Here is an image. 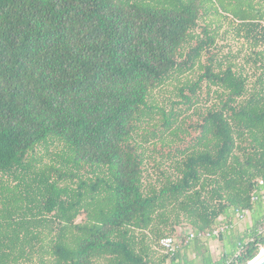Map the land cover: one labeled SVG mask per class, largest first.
Returning a JSON list of instances; mask_svg holds the SVG:
<instances>
[{"label":"trees","instance_id":"obj_1","mask_svg":"<svg viewBox=\"0 0 264 264\" xmlns=\"http://www.w3.org/2000/svg\"><path fill=\"white\" fill-rule=\"evenodd\" d=\"M261 226L264 0H0V264H248Z\"/></svg>","mask_w":264,"mask_h":264},{"label":"built area","instance_id":"obj_2","mask_svg":"<svg viewBox=\"0 0 264 264\" xmlns=\"http://www.w3.org/2000/svg\"><path fill=\"white\" fill-rule=\"evenodd\" d=\"M261 182H263V181L261 180ZM227 227H228L227 225H221V226L215 228V230L213 231V234L219 236L221 231ZM259 229L262 232L264 230V226H261ZM210 233L211 232H207V235H210ZM184 234L188 236V239L192 238L194 236V233L192 231L189 233L188 232L184 233ZM181 241H182L181 237H172L171 236V237L163 238L161 240V243L168 251L173 252L174 250H176L179 247V243Z\"/></svg>","mask_w":264,"mask_h":264},{"label":"crops","instance_id":"obj_3","mask_svg":"<svg viewBox=\"0 0 264 264\" xmlns=\"http://www.w3.org/2000/svg\"><path fill=\"white\" fill-rule=\"evenodd\" d=\"M243 222H244V226L242 227L241 225L240 230H245L246 227L250 224L251 216L250 215L247 216ZM209 243L212 252H214L215 254H217V256H219L223 251V247H222V245L224 244L223 241L219 238H216V239H211ZM193 256H195V254H193ZM166 264H171V263L167 262Z\"/></svg>","mask_w":264,"mask_h":264},{"label":"water","instance_id":"obj_4","mask_svg":"<svg viewBox=\"0 0 264 264\" xmlns=\"http://www.w3.org/2000/svg\"><path fill=\"white\" fill-rule=\"evenodd\" d=\"M248 264H264V252L259 253L253 260H251Z\"/></svg>","mask_w":264,"mask_h":264},{"label":"rangeland","instance_id":"obj_5","mask_svg":"<svg viewBox=\"0 0 264 264\" xmlns=\"http://www.w3.org/2000/svg\"><path fill=\"white\" fill-rule=\"evenodd\" d=\"M241 225H242V227L244 226V222H243V221L241 222ZM263 249H264V248H263ZM261 250H262V249H261ZM261 250H260V252H261Z\"/></svg>","mask_w":264,"mask_h":264},{"label":"bare ground","instance_id":"obj_6","mask_svg":"<svg viewBox=\"0 0 264 264\" xmlns=\"http://www.w3.org/2000/svg\"><path fill=\"white\" fill-rule=\"evenodd\" d=\"M263 252H264V249L261 250V253H263Z\"/></svg>","mask_w":264,"mask_h":264}]
</instances>
